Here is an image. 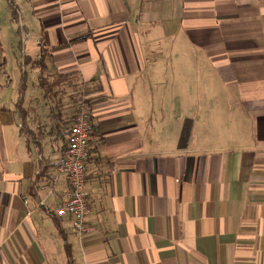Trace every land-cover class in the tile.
<instances>
[{"label": "crops", "instance_id": "0c3cea01", "mask_svg": "<svg viewBox=\"0 0 264 264\" xmlns=\"http://www.w3.org/2000/svg\"><path fill=\"white\" fill-rule=\"evenodd\" d=\"M14 1L28 30L0 0V264H65V241L73 264H264V0ZM41 49L50 76L94 86L82 237L53 214L60 144L42 164L20 133L19 64Z\"/></svg>", "mask_w": 264, "mask_h": 264}, {"label": "trees", "instance_id": "16d2710c", "mask_svg": "<svg viewBox=\"0 0 264 264\" xmlns=\"http://www.w3.org/2000/svg\"><path fill=\"white\" fill-rule=\"evenodd\" d=\"M7 3L8 7L13 13H15L13 16L15 19V10L17 7L12 4L11 0H7ZM46 59L47 54L43 49L39 51V54L35 58H31L26 55L22 56L21 63L19 64L20 75L17 88L18 96L15 103L16 113L20 121V133L26 138V144L35 149L36 153L40 157L39 163L42 164L44 139L47 136H51L53 138V142L60 144L59 151L63 152L66 148L64 133L70 126L73 116L80 104V100L83 96H85L89 102L88 96H90L93 91H91V88L94 89V86H91V84L81 81L76 72L62 73L56 77L50 76L48 73ZM30 70L36 71V77L34 82H32V86L39 90V96L37 98H33L34 101L36 100L33 106L24 107V95L28 90V71ZM66 89H70L72 93L67 94ZM66 95L70 100L69 104L66 105L67 107H65L63 101V98L66 97ZM39 109L45 111V116L48 120V129H46V125L38 123L37 114ZM92 151L93 149L91 150L90 148V156ZM44 164L46 167L39 173L40 178L43 179L49 176L47 172V162H44ZM37 177L36 180H38ZM30 192L31 195L35 197L36 192H34V190H31ZM62 238L65 239L64 234H62ZM64 248L67 256V264H73L72 252L66 241Z\"/></svg>", "mask_w": 264, "mask_h": 264}, {"label": "built area", "instance_id": "2783aa9c", "mask_svg": "<svg viewBox=\"0 0 264 264\" xmlns=\"http://www.w3.org/2000/svg\"><path fill=\"white\" fill-rule=\"evenodd\" d=\"M94 125L90 118L87 97L83 96L68 130L64 133L66 148L50 168V184L63 175L66 182L61 203L53 214L56 218H68L72 232L82 237L90 231L87 218L90 214V198L86 189V173L90 159L89 144L94 137Z\"/></svg>", "mask_w": 264, "mask_h": 264}, {"label": "rangeland", "instance_id": "374dc122", "mask_svg": "<svg viewBox=\"0 0 264 264\" xmlns=\"http://www.w3.org/2000/svg\"><path fill=\"white\" fill-rule=\"evenodd\" d=\"M11 2H12L13 5H15L17 7V9L15 10V12H16L15 19L13 18L15 13H13L10 8L7 11V15L9 16L10 21L15 23L16 26H19L20 33H18V31H16L15 36H16V38H18V40H22L24 32L27 34L28 27L26 25V21L24 20V18L20 17V12H19L18 6H17L18 3L16 1H14V0H11ZM6 4L8 6L7 0H6ZM8 16H7V18H8ZM164 55H167V53L164 54ZM28 79H29V82H28V91L27 92L31 96L32 103L34 104L36 100L34 101L33 98H37L39 96V90L32 86V82H34V80H35V75L31 71H29V73H28ZM170 89H171V91L180 90V86L178 84V85H175L174 87H171ZM66 90H67V92H66L67 94H71L72 93V91L70 89H66ZM63 101H64V104H65V107H67L66 105H68L69 102H70V100H69L67 95H66V97L63 98ZM39 110H40V115L43 118V114H45V112L42 109H39ZM47 125L48 124H46V128H47ZM64 254H65V260H66L65 264H67V256H66V252L65 251H64ZM51 261L54 262V264H62V263H60V261H59V259L57 257V254L51 256L50 262Z\"/></svg>", "mask_w": 264, "mask_h": 264}]
</instances>
